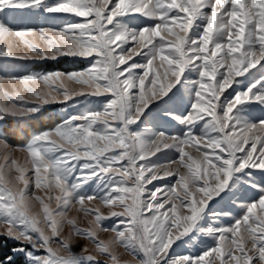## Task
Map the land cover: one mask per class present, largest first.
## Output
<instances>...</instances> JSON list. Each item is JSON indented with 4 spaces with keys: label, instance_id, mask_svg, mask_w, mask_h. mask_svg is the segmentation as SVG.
I'll return each mask as SVG.
<instances>
[{
    "label": "snow or ice",
    "instance_id": "obj_1",
    "mask_svg": "<svg viewBox=\"0 0 264 264\" xmlns=\"http://www.w3.org/2000/svg\"><path fill=\"white\" fill-rule=\"evenodd\" d=\"M61 56L87 67L4 63ZM9 118L0 264H264V0H0Z\"/></svg>",
    "mask_w": 264,
    "mask_h": 264
},
{
    "label": "rangeland",
    "instance_id": "obj_2",
    "mask_svg": "<svg viewBox=\"0 0 264 264\" xmlns=\"http://www.w3.org/2000/svg\"><path fill=\"white\" fill-rule=\"evenodd\" d=\"M17 22H22V23H29L30 22L32 24V26H40L43 24L42 20L41 21H36V20L20 21V20H18ZM133 23L137 24V23H139V21H133ZM44 26H47V25H44ZM4 63L7 64L10 71H19L21 74H25L28 72H37V73L45 72L46 73V72L57 71V70L68 72V71L79 70V69L87 67V64L81 59L64 57V56H61V57L57 58L56 60L36 59V60H28V61H16L15 63L10 62V61H5ZM66 109L71 110V105L70 104L55 103V104L46 106V110H44L43 114L39 115L38 117L43 116L45 114H46V116H54V112H57L58 114H63ZM256 115L257 116L260 115L259 111L256 112ZM58 122H60V120ZM54 125H55V123L53 125H51L50 127H53ZM0 127H3L5 133L7 134V138H8L10 143L15 145V144L20 142L18 140L14 141L16 138V134L14 132L16 124H15L14 120H11V118H9L6 122H4L2 125H0ZM50 127H48V128H50ZM43 129H47V128H43ZM169 155L172 156L173 159H175L174 153H169ZM166 182L171 183V182H174V180H173V178H168V180ZM249 195L251 196L253 194L249 193ZM255 198L258 199V196H256ZM233 215H236V213H233ZM81 222H82V224L84 223L83 220H81ZM231 222L232 221H231L230 217L226 218L224 221L225 224L231 223ZM108 235L109 234H107V233H101L100 238L101 239H107ZM9 241L11 242L12 240H9ZM11 243L14 246H17V244H18V242H15V241H12ZM85 243H88L89 250L92 251L93 245L90 242H86L82 239L77 240L76 245L74 246L73 250L75 252H79ZM207 243L210 244L211 241L209 240V241H207ZM205 246H206V244L200 245V247H205ZM171 251H172L173 255H184V254H192L194 252H197L198 249L193 248L189 244V245H185V246L174 247ZM93 254H94V252H93ZM123 259L131 260L132 257L125 254L123 256Z\"/></svg>",
    "mask_w": 264,
    "mask_h": 264
},
{
    "label": "trees",
    "instance_id": "obj_3",
    "mask_svg": "<svg viewBox=\"0 0 264 264\" xmlns=\"http://www.w3.org/2000/svg\"><path fill=\"white\" fill-rule=\"evenodd\" d=\"M59 115V116H58ZM58 116V117H57ZM62 114H58L57 112H54V116H40L37 120L31 121V127L33 129L35 128H48L54 123H57L61 119ZM54 117V118H53ZM13 120V119H11ZM19 141V137L16 135V138L14 141ZM12 242V241H11ZM8 239L0 237V247H2V253H0V259L3 258L4 255L10 254V249L14 247V245L11 243ZM22 257H17L15 264H20V260H22Z\"/></svg>",
    "mask_w": 264,
    "mask_h": 264
}]
</instances>
